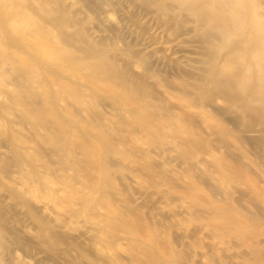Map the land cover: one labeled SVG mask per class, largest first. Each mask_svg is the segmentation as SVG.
<instances>
[{
	"label": "bare ground",
	"instance_id": "obj_1",
	"mask_svg": "<svg viewBox=\"0 0 264 264\" xmlns=\"http://www.w3.org/2000/svg\"><path fill=\"white\" fill-rule=\"evenodd\" d=\"M220 120L264 139V0H0V264H264Z\"/></svg>",
	"mask_w": 264,
	"mask_h": 264
},
{
	"label": "rangeland",
	"instance_id": "obj_2",
	"mask_svg": "<svg viewBox=\"0 0 264 264\" xmlns=\"http://www.w3.org/2000/svg\"><path fill=\"white\" fill-rule=\"evenodd\" d=\"M219 121V120H218ZM219 122L222 129H224L226 132L233 135L234 138H236L238 141H240L244 147L246 155L251 162L253 166L258 168L261 172L264 173V150L261 145V143L264 142V139L258 140V139H252V138H245L243 133L247 131H251L254 129V126L251 128L247 127V123L244 124L242 127H238L235 124H232L230 122L222 121ZM179 264L183 262L184 256L182 254L179 255Z\"/></svg>",
	"mask_w": 264,
	"mask_h": 264
}]
</instances>
